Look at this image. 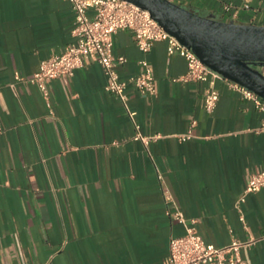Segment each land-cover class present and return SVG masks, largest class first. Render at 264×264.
<instances>
[{
	"label": "crops",
	"instance_id": "crops-1",
	"mask_svg": "<svg viewBox=\"0 0 264 264\" xmlns=\"http://www.w3.org/2000/svg\"><path fill=\"white\" fill-rule=\"evenodd\" d=\"M174 2L264 25V0ZM74 19L68 0H0V264H163L185 224L217 247L256 240L239 255L264 264V187L240 201L264 169V112L226 79L213 80L207 112L208 81L180 80L186 59L166 40L141 52L130 29L113 35L119 77L145 59L156 85L152 96L125 89L138 129L92 59L44 94L29 78L74 42Z\"/></svg>",
	"mask_w": 264,
	"mask_h": 264
},
{
	"label": "built area",
	"instance_id": "built-area-1",
	"mask_svg": "<svg viewBox=\"0 0 264 264\" xmlns=\"http://www.w3.org/2000/svg\"><path fill=\"white\" fill-rule=\"evenodd\" d=\"M68 1L71 2L75 14L71 29L75 37L74 42L66 45L60 53L42 60L38 70L29 78V81L35 83L44 94L48 80L56 77L65 80L73 74L74 69L81 67L85 60L92 59L99 63L106 77L105 90L118 97L127 116L138 129L134 119L135 112L127 105L128 96L125 89L128 84H132L140 93L152 96L156 93V85L152 69L145 59L139 61L141 70L138 74L127 79L119 77L117 67L125 61V58L113 54V35L120 29H130L136 37L141 52H148L155 41L166 40L169 54L177 52L182 55L187 62V71L180 80L208 81L209 85L204 91L203 106L207 112L214 109L218 92L213 86V80L225 78L203 64L190 48L166 32L148 10L127 0ZM244 1L247 3L249 0ZM87 9L94 10L93 17L87 16ZM227 81L245 98L251 99L257 109L264 112L262 97L236 82ZM186 136L188 135H184L183 138ZM136 137L142 138L139 133ZM262 187H264V169L249 176L240 201L246 193L258 191ZM172 216L176 221L185 223V218L179 210H175ZM255 242L254 239H232L228 244L217 247L205 243L197 234L193 224H185L183 235L170 238L168 253L163 264H243L239 255L240 249Z\"/></svg>",
	"mask_w": 264,
	"mask_h": 264
},
{
	"label": "water",
	"instance_id": "water-1",
	"mask_svg": "<svg viewBox=\"0 0 264 264\" xmlns=\"http://www.w3.org/2000/svg\"><path fill=\"white\" fill-rule=\"evenodd\" d=\"M149 11L160 26L209 68L264 99V25L202 16L171 0H127Z\"/></svg>",
	"mask_w": 264,
	"mask_h": 264
}]
</instances>
